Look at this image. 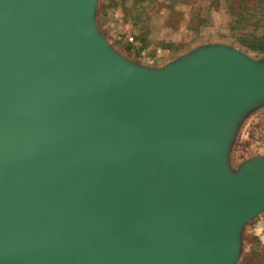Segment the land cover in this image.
<instances>
[{"label":"water","instance_id":"1","mask_svg":"<svg viewBox=\"0 0 264 264\" xmlns=\"http://www.w3.org/2000/svg\"><path fill=\"white\" fill-rule=\"evenodd\" d=\"M97 0H0V264H235L264 160L233 134L264 64L203 49L136 66Z\"/></svg>","mask_w":264,"mask_h":264},{"label":"rangeland","instance_id":"2","mask_svg":"<svg viewBox=\"0 0 264 264\" xmlns=\"http://www.w3.org/2000/svg\"><path fill=\"white\" fill-rule=\"evenodd\" d=\"M97 0L95 27L100 37L118 55L147 70H163L203 49L222 47L240 53L255 64H264V54L234 45L229 36V4L220 0L199 18L196 6L205 0ZM264 1V0H263ZM206 16V17H205ZM196 17V16H195ZM193 18V19H192ZM230 160L235 169L254 160H264V102L249 108L238 124L231 142ZM235 264H264V211L241 232Z\"/></svg>","mask_w":264,"mask_h":264},{"label":"trees","instance_id":"3","mask_svg":"<svg viewBox=\"0 0 264 264\" xmlns=\"http://www.w3.org/2000/svg\"><path fill=\"white\" fill-rule=\"evenodd\" d=\"M151 4L154 0H138ZM220 0H205L208 6H196L197 19L200 15H206L212 9L214 4L218 5ZM194 0V5L197 4ZM230 22L227 24V30L234 45L241 46L249 51L258 54H264V1L263 0H239L229 4ZM206 17V16H205ZM192 18V19H193ZM199 21L208 22V18H199Z\"/></svg>","mask_w":264,"mask_h":264}]
</instances>
